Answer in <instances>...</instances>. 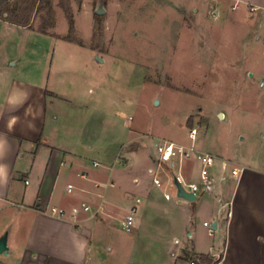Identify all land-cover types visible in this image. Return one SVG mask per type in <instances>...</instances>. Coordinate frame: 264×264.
<instances>
[{"label":"rangeland","instance_id":"374dc122","mask_svg":"<svg viewBox=\"0 0 264 264\" xmlns=\"http://www.w3.org/2000/svg\"><path fill=\"white\" fill-rule=\"evenodd\" d=\"M49 1L9 0L2 8L0 103L28 84L64 96L68 101L48 95L42 102L52 143L75 145L87 167L96 162L115 173L127 169L126 152L140 147L134 172L140 161H155L152 143L190 146L194 126L196 151L264 157L260 9L244 0L237 9L236 0H104L107 12L99 17L100 0ZM16 18L27 29L5 22ZM39 92L29 103L40 104ZM176 162L174 170L161 165L157 177L169 204H185L173 173L187 166ZM167 219L161 231L171 233Z\"/></svg>","mask_w":264,"mask_h":264},{"label":"crops","instance_id":"0c3cea01","mask_svg":"<svg viewBox=\"0 0 264 264\" xmlns=\"http://www.w3.org/2000/svg\"><path fill=\"white\" fill-rule=\"evenodd\" d=\"M244 1L264 17V0ZM33 87L42 90V85L28 84L0 103V237L7 228L10 232V253L0 256V264H188L189 255L213 254L221 255L218 264H264V157L214 155L204 147L193 153L191 145L182 144L190 151L188 159L181 158L187 170L174 174L183 185L197 182V156L211 153L216 157V193L196 203L169 204L172 197L165 198L164 185L154 183L160 179L156 161H140L141 167L132 171L140 147L126 152L127 169L115 173L97 169L96 162L87 167L75 145L52 143L45 123L43 127V99L68 100ZM33 91L39 92L41 105L29 103ZM156 144L151 145L154 154ZM83 203L96 215L82 213L73 220L52 213L70 212ZM133 208L134 227L128 232L124 224ZM169 215L171 233H164L160 221ZM206 222L212 228L217 223V229L211 233Z\"/></svg>","mask_w":264,"mask_h":264},{"label":"built area","instance_id":"2783aa9c","mask_svg":"<svg viewBox=\"0 0 264 264\" xmlns=\"http://www.w3.org/2000/svg\"><path fill=\"white\" fill-rule=\"evenodd\" d=\"M238 8L237 5L234 6L233 9ZM258 8L252 7V11H257ZM212 17H218L217 9L212 10ZM262 42L264 43V36L261 37ZM199 133V129L197 127H191L189 129V138L191 139V148L190 151L194 153L195 151V141L197 139ZM190 151L184 149L180 145L174 144L172 142L162 141L155 145V161L158 167L161 165H167L169 168H173L174 161L179 158L188 159L190 156ZM197 161L199 164V180L197 182L190 183L188 185H183V187L188 191L193 193L198 199L207 194H215L216 193V177L214 175V168L216 163V157L212 154H198ZM95 166H98L95 163ZM236 174V171H234ZM154 183L157 187H163V183L160 179L155 178ZM28 184V181H26ZM68 191L71 192L73 187L69 185L67 187ZM167 200L171 199V196L167 194L165 196ZM139 202V201H138ZM52 213L58 215L60 217H70L73 220H76L82 213L87 215L95 216L96 214L93 212L91 207L85 203L81 204L80 207L73 208L72 211L68 212L65 209H52ZM136 213V208H133L130 214L126 217V221L124 224V228L126 231L130 232L134 227V215ZM231 212L228 211L226 214V218H230ZM204 226L207 227L211 233L214 232L211 224L204 223ZM209 262H203L201 260V256L194 255L192 259L188 261V264H218L222 257L221 255H211L207 256Z\"/></svg>","mask_w":264,"mask_h":264},{"label":"water","instance_id":"95a60500","mask_svg":"<svg viewBox=\"0 0 264 264\" xmlns=\"http://www.w3.org/2000/svg\"><path fill=\"white\" fill-rule=\"evenodd\" d=\"M106 7L104 0H100L99 5L96 9V15L103 16L106 13ZM96 59L103 63L104 61L99 59L97 56ZM222 114L219 115V118H222ZM174 180L173 185L177 190V198L180 200H184L189 203H196L198 201V198L191 192H188L183 185L181 184L179 178L173 173ZM213 229H217V223H214ZM9 238H10V232L6 231L1 237H0V255L8 256L10 253V246H9Z\"/></svg>","mask_w":264,"mask_h":264},{"label":"trees","instance_id":"16d2710c","mask_svg":"<svg viewBox=\"0 0 264 264\" xmlns=\"http://www.w3.org/2000/svg\"><path fill=\"white\" fill-rule=\"evenodd\" d=\"M8 1H9V0H0V15L3 14V12H2V8H3L4 5H6V4L8 3ZM43 1L46 2L47 4L50 3L49 0H43ZM11 14L14 15V11H13ZM99 17H102V16H99ZM13 23L16 24V25H19V26H25V25H23L20 21H18L17 18L15 19V21H14ZM29 27H30V26H29ZM70 31H71V32L74 31V23H73V20H72V19L70 20ZM41 33H42V34H46L45 31H42ZM201 260H202L203 262H209V259H208L207 256H203V255H202V256H201Z\"/></svg>","mask_w":264,"mask_h":264}]
</instances>
